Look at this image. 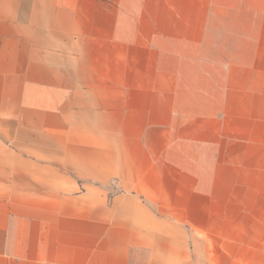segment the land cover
<instances>
[{
  "label": "crops",
  "instance_id": "obj_1",
  "mask_svg": "<svg viewBox=\"0 0 264 264\" xmlns=\"http://www.w3.org/2000/svg\"><path fill=\"white\" fill-rule=\"evenodd\" d=\"M0 264H264V0H0Z\"/></svg>",
  "mask_w": 264,
  "mask_h": 264
}]
</instances>
